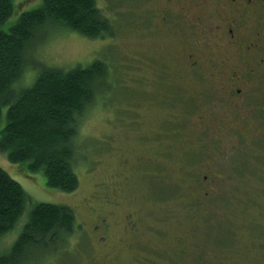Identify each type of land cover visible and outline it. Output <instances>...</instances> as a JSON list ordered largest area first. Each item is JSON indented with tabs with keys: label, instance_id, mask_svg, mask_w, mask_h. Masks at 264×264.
<instances>
[{
	"label": "rangeland",
	"instance_id": "1",
	"mask_svg": "<svg viewBox=\"0 0 264 264\" xmlns=\"http://www.w3.org/2000/svg\"><path fill=\"white\" fill-rule=\"evenodd\" d=\"M42 1L12 0L13 12L0 30L8 31L22 12ZM96 3L114 33L89 38L65 26H45L29 44L16 86H32L45 66L69 70L96 59L107 63L110 81L99 84L103 91L80 119L78 187L69 192L50 187L42 168L11 162L0 150V167L26 197L15 225L0 235V253L10 250L34 206L51 202L70 206L80 224L70 244L77 264H264V141L252 148H226L219 147V138L207 137L212 128L203 113L209 111L216 122L221 115L209 100L216 81L185 69L183 49L197 34L182 10L183 0ZM6 110L1 109L0 138ZM123 155L146 157L140 176L125 179L129 171L119 164ZM214 158L223 177L214 196L205 199L194 192L190 178L205 172ZM137 210L143 217L140 233L134 248L123 251V214ZM90 212L110 222L117 248L108 249V256L95 244ZM65 262L64 254L41 264Z\"/></svg>",
	"mask_w": 264,
	"mask_h": 264
},
{
	"label": "trees",
	"instance_id": "2",
	"mask_svg": "<svg viewBox=\"0 0 264 264\" xmlns=\"http://www.w3.org/2000/svg\"><path fill=\"white\" fill-rule=\"evenodd\" d=\"M12 12V0H0V23ZM49 24L89 38L114 30L96 0H43L22 12L8 31L0 30V116L7 106L0 150L11 162L28 161L32 170L42 168L48 186L69 192L79 184L74 166L80 119L103 91L99 84L108 82L111 71L102 59L69 70L45 66L32 86L17 89L29 44ZM25 199L20 183L0 167V235L15 225ZM79 228L70 206L39 202L10 250L0 253V264H41L64 254L65 264H77L70 244Z\"/></svg>",
	"mask_w": 264,
	"mask_h": 264
},
{
	"label": "flooded vegetation",
	"instance_id": "3",
	"mask_svg": "<svg viewBox=\"0 0 264 264\" xmlns=\"http://www.w3.org/2000/svg\"><path fill=\"white\" fill-rule=\"evenodd\" d=\"M182 10L190 15L197 34L183 49L184 67L196 78L216 81L209 100L221 115L216 122L209 111L203 113V122L208 120L207 127L212 128L206 130L207 137L219 138V147H255L264 141L260 140L264 136V0H183ZM250 16H254V22ZM208 73L210 76H206ZM215 160L203 169L205 172L190 178V186L199 197L209 199L218 191L223 175ZM134 161L136 169L130 171ZM147 162L146 157L133 160L131 155L119 160L120 166L129 171L126 180L140 176ZM180 170L185 171L182 167ZM107 219L90 212L95 244L106 256L110 254L108 249L116 247ZM121 223V249L132 250L143 223L140 210L126 211Z\"/></svg>",
	"mask_w": 264,
	"mask_h": 264
}]
</instances>
